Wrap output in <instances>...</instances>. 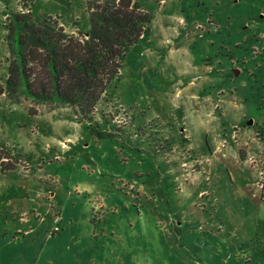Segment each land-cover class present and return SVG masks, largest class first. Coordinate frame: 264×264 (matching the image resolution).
Here are the masks:
<instances>
[{
    "label": "rangeland",
    "instance_id": "1",
    "mask_svg": "<svg viewBox=\"0 0 264 264\" xmlns=\"http://www.w3.org/2000/svg\"><path fill=\"white\" fill-rule=\"evenodd\" d=\"M137 1L154 28L91 115L103 138L73 107L0 97L20 161L0 170V240L38 264H264V0ZM13 12L90 28L86 0H0L1 83ZM178 17L206 27L192 51Z\"/></svg>",
    "mask_w": 264,
    "mask_h": 264
},
{
    "label": "trees",
    "instance_id": "2",
    "mask_svg": "<svg viewBox=\"0 0 264 264\" xmlns=\"http://www.w3.org/2000/svg\"><path fill=\"white\" fill-rule=\"evenodd\" d=\"M90 28L67 33L52 17L13 12L7 18L10 59L0 97L11 102L73 107L97 132L91 115L107 95L130 47L151 32L153 16L137 0H86ZM29 114L38 112L29 107ZM20 166L12 151L0 142V170Z\"/></svg>",
    "mask_w": 264,
    "mask_h": 264
},
{
    "label": "crops",
    "instance_id": "3",
    "mask_svg": "<svg viewBox=\"0 0 264 264\" xmlns=\"http://www.w3.org/2000/svg\"><path fill=\"white\" fill-rule=\"evenodd\" d=\"M141 8H142V6H141ZM175 23L179 27V28L177 27V30H176L177 33H175V40L177 41V43L179 42V44L182 45V46L187 45V48L191 49V51L193 50V46H197L198 47V45L201 44V43H198L199 40H196V42H195V41H193V39L196 37L195 36V34H196L195 30L196 29L200 33H202L203 31L206 32L205 31L206 30L205 26L202 27L201 25H198V26H195V27H190L189 25H187V22L182 17H178ZM171 24H173V23H171ZM171 24L166 25L164 30L169 32ZM153 28H154V24H153V21H152L151 32H152ZM207 29H208L207 31H209L211 28H207ZM77 32H80V31L75 26L73 28V31L72 32H68V33L69 34H74V33H77ZM174 32L175 31H172V33H174ZM143 39L144 38H141L140 40H143ZM166 45H168V44H166ZM203 46H204V43H203ZM202 72H201L202 75H200L199 77L201 78V80H205V77H206L205 66H204ZM198 78H193L189 82V85H192L193 84V80H196ZM19 240L21 241V238L18 239L17 237H9V238H6V239L3 238V239L0 240V264H28L27 260H29V259H31V261H32L30 264H38V262L41 259V255H42L41 253L36 254L34 252L32 254V256H28V255H25L22 252L23 250H21V249H18L19 252L10 251V249H12V245L13 244H19V243H17V241H19Z\"/></svg>",
    "mask_w": 264,
    "mask_h": 264
},
{
    "label": "water",
    "instance_id": "4",
    "mask_svg": "<svg viewBox=\"0 0 264 264\" xmlns=\"http://www.w3.org/2000/svg\"><path fill=\"white\" fill-rule=\"evenodd\" d=\"M237 72V71H236ZM253 124V121H249L248 122V125H252Z\"/></svg>",
    "mask_w": 264,
    "mask_h": 264
}]
</instances>
